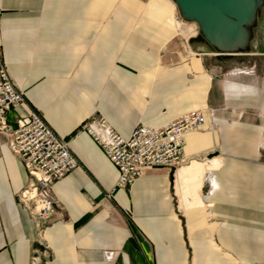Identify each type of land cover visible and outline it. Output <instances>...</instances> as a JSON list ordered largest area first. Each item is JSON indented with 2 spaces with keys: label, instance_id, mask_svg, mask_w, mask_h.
<instances>
[{
  "label": "crops",
  "instance_id": "crops-1",
  "mask_svg": "<svg viewBox=\"0 0 264 264\" xmlns=\"http://www.w3.org/2000/svg\"><path fill=\"white\" fill-rule=\"evenodd\" d=\"M250 48L175 0H0V54L26 97L8 122L39 113L80 165L42 221L0 136V264H264V52ZM198 111L188 163L126 189L80 129L101 115L129 138Z\"/></svg>",
  "mask_w": 264,
  "mask_h": 264
},
{
  "label": "built area",
  "instance_id": "built-area-1",
  "mask_svg": "<svg viewBox=\"0 0 264 264\" xmlns=\"http://www.w3.org/2000/svg\"><path fill=\"white\" fill-rule=\"evenodd\" d=\"M24 103L25 95L13 81L0 54V136L30 176L20 201L33 216L45 221L56 207L52 193L55 184L80 165L70 151L69 142L58 137L39 113L31 112L18 120L17 128L10 126L9 113ZM205 123L202 112H192L163 128L140 124L129 138H124L103 116L94 115L80 129L117 168L119 178L115 189H126L148 169L176 170L188 163L183 156L185 137L199 131ZM106 255L112 258L113 253ZM38 260L33 259L32 264H39Z\"/></svg>",
  "mask_w": 264,
  "mask_h": 264
},
{
  "label": "water",
  "instance_id": "water-1",
  "mask_svg": "<svg viewBox=\"0 0 264 264\" xmlns=\"http://www.w3.org/2000/svg\"><path fill=\"white\" fill-rule=\"evenodd\" d=\"M182 10L206 23L212 30H228L232 36L243 33L254 17L252 0H175Z\"/></svg>",
  "mask_w": 264,
  "mask_h": 264
},
{
  "label": "rangeland",
  "instance_id": "rangeland-1",
  "mask_svg": "<svg viewBox=\"0 0 264 264\" xmlns=\"http://www.w3.org/2000/svg\"><path fill=\"white\" fill-rule=\"evenodd\" d=\"M254 17L244 26L243 33L250 43L249 51L264 52V0H252ZM186 32V31H185ZM24 93V92H23ZM25 95V94H24ZM26 100V97H25Z\"/></svg>",
  "mask_w": 264,
  "mask_h": 264
}]
</instances>
